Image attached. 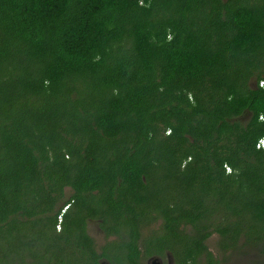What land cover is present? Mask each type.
Returning <instances> with one entry per match:
<instances>
[{"label": "trees", "instance_id": "1", "mask_svg": "<svg viewBox=\"0 0 264 264\" xmlns=\"http://www.w3.org/2000/svg\"><path fill=\"white\" fill-rule=\"evenodd\" d=\"M260 81L264 0H0V260L87 218L264 252Z\"/></svg>", "mask_w": 264, "mask_h": 264}, {"label": "flooded vegetation", "instance_id": "2", "mask_svg": "<svg viewBox=\"0 0 264 264\" xmlns=\"http://www.w3.org/2000/svg\"><path fill=\"white\" fill-rule=\"evenodd\" d=\"M67 188L71 191L67 197L71 198L73 190L71 187ZM73 204L74 200H69L65 204L68 208L63 207L61 211L67 212L72 209ZM86 221L84 228L86 235L92 238L90 243L76 247L74 244L76 234L74 232L64 233L65 237L72 238L68 242L70 246L67 247L65 241L61 242L65 246L63 247L64 250L65 248L66 250L55 252L61 254V256L57 259L52 258V260H62L66 264H205L204 253L201 252L196 255L192 250L195 247L194 238L201 240L203 234L190 231L194 227L191 224L178 225L182 233H175L169 245H160L153 240L154 234L147 231L150 228L160 227L156 224L134 228L133 225L100 224L99 221L90 218H87ZM63 229L61 218H59L56 232L60 233ZM162 237L171 238L169 233L161 234L160 238ZM176 238L181 240H176V243L172 244ZM203 243L217 259L216 264L236 263V250L231 247L222 249L220 237L217 233L208 236ZM51 252L53 251L51 250ZM24 254L26 256H24L22 264H28L31 260L29 257L31 253L28 249H25ZM0 264L5 263L0 260Z\"/></svg>", "mask_w": 264, "mask_h": 264}, {"label": "rangeland", "instance_id": "3", "mask_svg": "<svg viewBox=\"0 0 264 264\" xmlns=\"http://www.w3.org/2000/svg\"><path fill=\"white\" fill-rule=\"evenodd\" d=\"M262 252L259 248H240L236 252L235 264H264V252Z\"/></svg>", "mask_w": 264, "mask_h": 264}, {"label": "built area", "instance_id": "4", "mask_svg": "<svg viewBox=\"0 0 264 264\" xmlns=\"http://www.w3.org/2000/svg\"><path fill=\"white\" fill-rule=\"evenodd\" d=\"M261 82L262 81H260L259 82V84L261 85ZM257 147H262V148H264V135L258 140V142H257ZM67 206H64V208H66Z\"/></svg>", "mask_w": 264, "mask_h": 264}, {"label": "clouds", "instance_id": "5", "mask_svg": "<svg viewBox=\"0 0 264 264\" xmlns=\"http://www.w3.org/2000/svg\"><path fill=\"white\" fill-rule=\"evenodd\" d=\"M261 86L264 87V81L261 82ZM261 120H264V116L261 117Z\"/></svg>", "mask_w": 264, "mask_h": 264}]
</instances>
